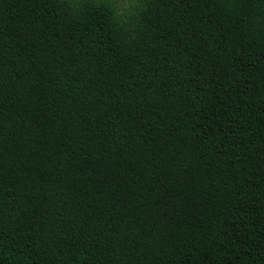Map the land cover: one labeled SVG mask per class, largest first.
Returning <instances> with one entry per match:
<instances>
[{"label": "trees", "instance_id": "obj_1", "mask_svg": "<svg viewBox=\"0 0 264 264\" xmlns=\"http://www.w3.org/2000/svg\"><path fill=\"white\" fill-rule=\"evenodd\" d=\"M0 264H264V0H0Z\"/></svg>", "mask_w": 264, "mask_h": 264}, {"label": "rangeland", "instance_id": "obj_2", "mask_svg": "<svg viewBox=\"0 0 264 264\" xmlns=\"http://www.w3.org/2000/svg\"><path fill=\"white\" fill-rule=\"evenodd\" d=\"M114 1L117 10L119 12H123L125 14L131 13V11L135 8L138 0H112Z\"/></svg>", "mask_w": 264, "mask_h": 264}]
</instances>
